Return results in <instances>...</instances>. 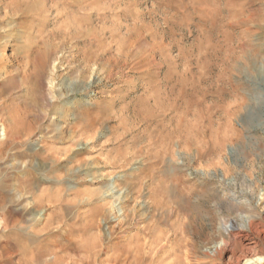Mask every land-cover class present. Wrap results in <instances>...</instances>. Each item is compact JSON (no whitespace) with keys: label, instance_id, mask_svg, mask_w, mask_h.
Wrapping results in <instances>:
<instances>
[{"label":"rangeland","instance_id":"rangeland-1","mask_svg":"<svg viewBox=\"0 0 264 264\" xmlns=\"http://www.w3.org/2000/svg\"><path fill=\"white\" fill-rule=\"evenodd\" d=\"M0 123V264H264V0H0Z\"/></svg>","mask_w":264,"mask_h":264},{"label":"bare ground","instance_id":"bare-ground-1","mask_svg":"<svg viewBox=\"0 0 264 264\" xmlns=\"http://www.w3.org/2000/svg\"><path fill=\"white\" fill-rule=\"evenodd\" d=\"M0 127H1V132L0 135H3L4 133V127L3 125L0 123ZM231 233V232H230ZM229 233V234H230ZM233 233V234H232ZM231 234L239 239H241L242 241H246L248 240V234L247 232H245L242 229H236V231L232 232ZM246 244H249L248 241H246ZM237 257V256H236ZM260 257H244L242 260L244 261L243 264H258ZM241 261V260H240ZM238 264V263H237Z\"/></svg>","mask_w":264,"mask_h":264}]
</instances>
